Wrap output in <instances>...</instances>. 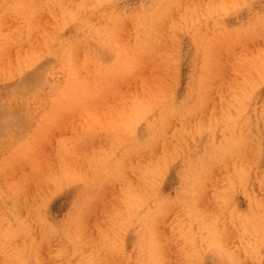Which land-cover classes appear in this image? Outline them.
Masks as SVG:
<instances>
[{
  "label": "rangeland",
  "instance_id": "obj_1",
  "mask_svg": "<svg viewBox=\"0 0 264 264\" xmlns=\"http://www.w3.org/2000/svg\"><path fill=\"white\" fill-rule=\"evenodd\" d=\"M0 264H264V0L0 3Z\"/></svg>",
  "mask_w": 264,
  "mask_h": 264
},
{
  "label": "bare ground",
  "instance_id": "obj_2",
  "mask_svg": "<svg viewBox=\"0 0 264 264\" xmlns=\"http://www.w3.org/2000/svg\"><path fill=\"white\" fill-rule=\"evenodd\" d=\"M10 1H12V0H0V3L1 4H6V3H9ZM18 2H15V1H13V4H17ZM214 9H217V8H214ZM230 22V21H229ZM231 37V36H230ZM226 40H228V38L226 39ZM232 41V40H231ZM1 115H3L2 113H1ZM3 116H5V115H3ZM10 118H12V119H10L11 121L9 122H5V125L6 124H8V125H10V124H13V125H11V126H14V125H17L16 123H17V120L16 119H14L13 117H10Z\"/></svg>",
  "mask_w": 264,
  "mask_h": 264
}]
</instances>
